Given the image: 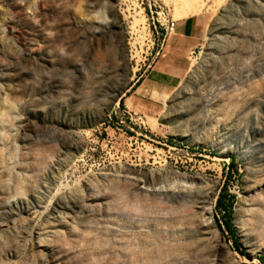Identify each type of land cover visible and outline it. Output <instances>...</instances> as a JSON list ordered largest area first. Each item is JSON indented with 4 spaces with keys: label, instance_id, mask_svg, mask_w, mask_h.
<instances>
[{
    "label": "rangeland",
    "instance_id": "1",
    "mask_svg": "<svg viewBox=\"0 0 264 264\" xmlns=\"http://www.w3.org/2000/svg\"><path fill=\"white\" fill-rule=\"evenodd\" d=\"M202 15L170 87L167 27ZM130 189L168 230L156 264H264V0H0V264L123 263Z\"/></svg>",
    "mask_w": 264,
    "mask_h": 264
},
{
    "label": "bare ground",
    "instance_id": "2",
    "mask_svg": "<svg viewBox=\"0 0 264 264\" xmlns=\"http://www.w3.org/2000/svg\"><path fill=\"white\" fill-rule=\"evenodd\" d=\"M215 26L216 25H214L212 27L213 28L212 33L216 32ZM205 71H207V66L205 65V60H202L199 63V65L197 66V68H195L193 70V72H192L190 78L188 79L187 83L178 92V94H187L189 91L193 90L196 87V84H197L198 80L200 79L201 75ZM5 72L6 73H4L5 74L4 76H5L6 80H9V79L17 76V75L12 74L14 72L13 68H6ZM172 111L175 112V110H173V108H170L168 110V113L171 114ZM123 205L125 207H122L119 211L121 212V215L125 219V221L127 223L128 222L132 223L136 220L137 216L139 215V217L141 218L140 221L142 223L143 230L137 234V237L134 236V238L136 240L134 238L128 239L124 243L125 250L127 251L126 253L118 252V254L124 258L123 263H121V264H156L158 261H156V258L154 256L155 255V247L154 246L156 245V243L159 247H163V245L165 246L167 244V240H168V233L167 232H168V230L167 229L161 230L158 227H156V229L154 231V226L151 223V220L153 219V217H152V214H153L152 205L146 204L145 206L140 207L137 204L136 198L133 197V193H132L131 189L126 192V198L124 199ZM136 212H138L139 214H137ZM240 231H241V229H240ZM87 243H88V241H87ZM88 249H89V247H88ZM88 252H86V253H88ZM99 252H102V254H103V253H105V250H103V251L100 250ZM82 254H84V253H82ZM96 254H98V253H96ZM109 254L114 256L112 251H109ZM122 254L124 256H122ZM81 256H83V255H81ZM88 256H90V255H88ZM161 256L162 255L160 254V257ZM76 258L78 259V257H76ZM88 259L89 258L86 257V255L84 257H82L81 259L79 258V261H80L79 264H86V263L88 264V261H89ZM100 263H102V262H100ZM76 264H78V263H76ZM102 264H104V263H102ZM106 264H108V263H106ZM116 264H120V263L117 262Z\"/></svg>",
    "mask_w": 264,
    "mask_h": 264
},
{
    "label": "crops",
    "instance_id": "3",
    "mask_svg": "<svg viewBox=\"0 0 264 264\" xmlns=\"http://www.w3.org/2000/svg\"><path fill=\"white\" fill-rule=\"evenodd\" d=\"M207 22V17L203 15L198 18L191 17L177 24L174 37L166 39L165 53L159 66L161 70L157 71L161 73L159 75L164 83L170 87L182 83L191 71L188 56L197 47L196 43L204 36Z\"/></svg>",
    "mask_w": 264,
    "mask_h": 264
},
{
    "label": "trees",
    "instance_id": "4",
    "mask_svg": "<svg viewBox=\"0 0 264 264\" xmlns=\"http://www.w3.org/2000/svg\"><path fill=\"white\" fill-rule=\"evenodd\" d=\"M120 105H121L120 106L121 109L125 108L123 102H121ZM233 167H236V163H235L234 159H232V162L230 164V168H233ZM232 209H233L232 197H230L227 194V187H225L222 190V192L219 196V199L217 201L216 214L217 215L223 214V219L225 221V226L227 228L226 232L230 236V239L232 240L234 247L242 255H245V252L242 249V246H241L240 241L236 235V231H235L233 223H232V218H233ZM261 261L264 263V259H262Z\"/></svg>",
    "mask_w": 264,
    "mask_h": 264
},
{
    "label": "built area",
    "instance_id": "5",
    "mask_svg": "<svg viewBox=\"0 0 264 264\" xmlns=\"http://www.w3.org/2000/svg\"><path fill=\"white\" fill-rule=\"evenodd\" d=\"M167 30H170V31H174L175 30V24L174 23H172L171 25H170V27H167Z\"/></svg>",
    "mask_w": 264,
    "mask_h": 264
}]
</instances>
